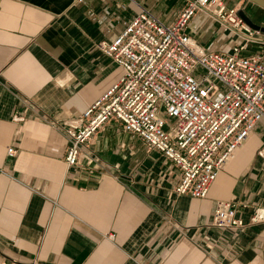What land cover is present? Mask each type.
<instances>
[{"label": "crops", "instance_id": "0c3cea01", "mask_svg": "<svg viewBox=\"0 0 264 264\" xmlns=\"http://www.w3.org/2000/svg\"><path fill=\"white\" fill-rule=\"evenodd\" d=\"M264 27V9L223 0ZM186 0H0V264H264V122L218 173L205 198L175 195L178 170L107 122L64 163L60 125L123 75L97 44L112 41L143 8L165 23ZM188 34L209 51L242 42L200 11ZM243 56L264 62V33ZM16 151L7 157V148ZM217 201L245 226L211 227Z\"/></svg>", "mask_w": 264, "mask_h": 264}, {"label": "built area", "instance_id": "2783aa9c", "mask_svg": "<svg viewBox=\"0 0 264 264\" xmlns=\"http://www.w3.org/2000/svg\"><path fill=\"white\" fill-rule=\"evenodd\" d=\"M200 11L242 42L228 53L201 46L187 32ZM236 11L223 0H186L176 18L165 23L142 8L112 41L99 42L98 49L122 67L123 75L60 125L67 141L66 167L78 165L82 147L113 120L177 168L175 195L205 198L254 126L264 122V62L257 54H241L262 33L247 26ZM15 153L7 148V157ZM259 153L264 155V147ZM249 221H264V208H256ZM210 225L231 230L245 223L235 202L217 201Z\"/></svg>", "mask_w": 264, "mask_h": 264}, {"label": "water", "instance_id": "95a60500", "mask_svg": "<svg viewBox=\"0 0 264 264\" xmlns=\"http://www.w3.org/2000/svg\"><path fill=\"white\" fill-rule=\"evenodd\" d=\"M252 3L258 5L259 7L264 9V0H249ZM236 14L243 20V22L249 26L252 30L259 31L261 33H264V27L257 25L253 23L242 10H237Z\"/></svg>", "mask_w": 264, "mask_h": 264}, {"label": "rangeland", "instance_id": "374dc122", "mask_svg": "<svg viewBox=\"0 0 264 264\" xmlns=\"http://www.w3.org/2000/svg\"><path fill=\"white\" fill-rule=\"evenodd\" d=\"M146 10H147V9H146ZM170 123H171V124H173V123H174V120H173V119H171V120H170Z\"/></svg>", "mask_w": 264, "mask_h": 264}]
</instances>
